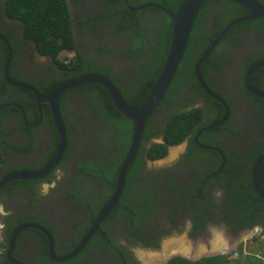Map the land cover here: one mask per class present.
I'll return each instance as SVG.
<instances>
[{"label": "trees", "instance_id": "1", "mask_svg": "<svg viewBox=\"0 0 264 264\" xmlns=\"http://www.w3.org/2000/svg\"><path fill=\"white\" fill-rule=\"evenodd\" d=\"M87 1L88 0H6L5 3L0 6V17L5 15L12 20L19 22L23 27L25 37L32 40V42L37 45V49L41 54L50 57L55 65L66 68V76L52 80L51 84L49 83L46 86V92L40 90L42 94L50 95L56 86L74 76L100 74L108 78L115 85L123 98L131 106L138 107L148 97L162 70L172 37V22L170 17L164 10L159 9L154 5L169 9L173 13H176L182 0H117L120 4L118 11L114 10V0H103L107 7L104 10L101 9V14L97 16L98 19L95 20L96 24H94L95 31L97 33L101 31L100 23L104 21L105 27L111 32H121V36L125 35L128 42V48L126 45L127 49L124 48L123 50H125V53L129 58L133 59L132 65L136 67L133 69L134 71L127 76V84L123 86L118 83V78H116L114 71L94 62V56L96 58L102 57L100 48L96 43H89L88 47L91 48V53L93 51L92 48H94L95 54H93V56H91V54L88 55L87 52L84 54V52L79 50L80 46H77L76 44L72 28L73 21L69 9L75 5L78 7ZM254 1L264 6V0ZM130 7L142 8L132 14L129 10ZM248 14L249 12L246 8L232 0H209L202 8L194 23L178 72L174 77L171 86L167 90V93H165L163 99L154 110L144 129L143 137L145 141L163 136L165 143L153 144L149 150L143 145L139 147L126 178L124 194L121 200H119L123 208H120L118 212L116 210L111 212L112 214H110L109 219L102 223V231L97 232L92 239H90L88 244H86L84 251L77 258L82 259L85 257L89 248L91 249L94 245L93 242H98L99 247L104 251L115 252L118 256L120 253L118 254L117 248H119L122 252L121 254L124 256L123 253L125 252L123 248L118 246L117 243V238L120 237L126 239V241L131 244H136V241H142L145 248L159 249V241L167 236L168 233L162 237L154 234L153 230H145L146 226H152L149 220L153 218L151 215L154 213L153 211L156 206L155 196L143 194L134 199L132 195L128 196L127 193L129 194L132 192V187L135 181V172L139 173L142 169L140 164L143 163V157L145 154L153 161L165 158L168 153V146H175L184 142L189 135H194L198 132L201 133L203 128L210 127L213 123L224 117L226 113L224 106L204 90L197 77L195 67L202 55L219 34L229 24ZM257 20L264 25V19L258 18ZM253 23L254 21L244 22L231 29L201 66L202 77L207 86L213 92H215V90L212 88L207 78L210 74L209 71L211 67L215 66L220 70L222 69L221 65L226 64V62L219 59L221 50L226 47L230 50L237 48L236 46L240 43L238 35L243 31L248 30ZM261 31L263 32L264 30L262 29ZM1 32L2 31H0V33ZM11 34L12 32L7 36L9 37ZM103 47L104 46H101L102 49ZM113 51L116 52L118 62H120L122 59L120 58L117 46L112 47V52L105 51V54H114ZM262 51H264V49H262ZM2 52L4 56L2 64L4 66L8 59V48L6 45H3ZM65 52L69 53V65L64 62L65 58L62 54ZM260 60H264V54L262 56L251 57L246 68L242 66L244 63H241L240 85L242 87L244 85L243 81L246 71L249 69L250 65ZM187 73L190 75V78L188 79V88L190 90L188 92L186 89L184 92V90L182 91L179 88L180 85L183 84L182 76ZM263 77L264 68L255 72L252 83L255 87L264 91V87L259 84V80ZM10 78L13 77L10 76ZM13 80L19 81L15 78ZM20 82H22V80H20ZM4 86H6V88H2V91H6V94H9L8 89H10L9 87L11 86L9 83H5ZM85 88L90 90V95H99L100 98L98 104L101 105L97 109V114L101 117L100 122L102 124L108 122L113 125L111 138L113 137L117 140L114 144L121 145L120 155L112 158L115 167L113 169L111 168V172L101 174L94 172V174L101 179H103L105 175L110 174V176L104 177L106 179L105 184L109 191L108 196L104 195V201L106 202L112 197L114 185L117 182V177L124 162V157L127 156L129 152L133 138V127L132 123L115 108L110 95L104 87L99 84H91L87 85ZM21 90L27 92L25 89ZM176 92L179 93V95H182L179 102L183 104L176 105L172 102V97L175 96L174 93ZM222 97L224 98L225 96L222 94ZM249 97L259 107L258 113L264 114V100L258 99L252 95H249ZM186 102H191L193 108L190 110L186 109V106H184V103ZM197 102H201L204 105V108L194 107ZM226 103L228 104L230 111L228 119L232 121L236 117L234 105L228 100H226ZM0 104L2 105L5 103ZM24 107L23 109L27 113V117H29L28 112ZM32 107L33 110L37 112V110H35V97H33V95ZM164 108H168V112L164 111ZM60 109L69 140H71V135L69 136L71 131L64 115V107H61V103ZM6 110L7 109L3 110L1 116ZM12 110L19 114L23 124L21 126L24 128V118L21 110L17 108ZM102 111L103 113L101 116L100 113ZM42 112L45 120L47 119V122H49L50 129L56 131L50 108L47 105H44ZM204 116L207 119L206 123H202ZM111 120L116 121L117 125ZM229 120L217 128L204 130L199 137V142L202 144H209L204 141L203 138L208 139L209 141H213L214 139L217 140L216 135L228 128L232 134H241L242 131L239 127L235 126L232 128L228 126ZM28 121L31 122L32 120L28 118ZM200 124L202 126H200L198 130H195ZM239 126L243 128L242 125ZM115 128L118 129V135H115ZM2 143L7 144V141H2L1 139L0 145H2ZM196 143L197 142L191 138L190 150L192 152L189 155L193 154L195 158L199 156L198 158L200 159L194 163L196 170H191L190 172L186 171L185 173L181 170L185 174V177L190 176L192 181L186 180L181 182L179 181V178L174 179L172 174L167 175L166 172L159 174L166 176L165 180L168 183V186H171L173 191L175 190L173 193L175 204L171 206V213L169 214H172L173 212L186 213V211H191V214L188 216L192 219L194 224V229L192 231L193 236L206 230L209 227V222L217 223L219 225L224 224L227 230L231 233L250 231L256 227H260L264 231V201H262L257 194L252 179L255 164L264 156L263 145H258L256 148H252L251 151H238L232 153L233 155L231 156L226 150H222L223 152H220L224 155L222 156L221 154L204 150ZM67 144L69 147V141ZM56 150L57 145L54 151ZM223 157H225V159H223ZM210 158L213 159L212 162L215 166L210 168L206 164L201 165L203 159L209 161ZM224 160L225 165L222 168ZM4 162L3 150L0 149L1 169L3 168ZM182 164H184V162H182ZM99 169L104 171L103 167L94 170ZM259 182L264 191V163L259 169ZM24 183L25 182L23 181L9 183L4 188L9 189L13 187L14 184ZM28 185L31 186V184ZM219 190L222 193L221 197L215 198L214 194ZM74 197L77 196L75 195ZM33 200L34 197H31L30 202L32 203ZM82 202H84L83 199ZM99 210L100 208L98 211ZM215 210H217L218 215L217 213H214ZM98 211L93 210L89 212L85 223L80 229L81 235L72 240L71 246L69 247L70 249L66 252H58L59 256H65L74 251L93 226ZM171 216L172 215L169 217ZM217 216L218 219H216ZM33 218L34 217H21L16 223L7 221V225H15L14 228H17L20 225L27 223L38 224L46 228L53 236L54 241H57L53 230L49 225L44 223V217L40 216L32 220ZM109 221L112 222V225H109ZM114 223L118 224L115 231L111 229ZM174 226L176 227L177 224ZM124 228H127L128 235H126ZM12 231L13 230L9 232L5 240L6 243H0V246L5 250L2 255L5 264H11L6 258V250L11 239ZM24 235H29L37 242V251L41 264H73L77 260L74 259L66 263L52 262L49 258L48 252L49 241L43 232L36 229H27L20 234V237ZM260 237L253 239V246L258 243ZM17 244L18 240L16 242V245ZM55 246H57L56 243ZM243 246L244 245H241L239 248L240 259L237 260L231 259L233 255L207 257L202 258L197 262H191L187 259L178 257L171 260L168 264H261L260 259L255 256L258 251L250 249L252 254L244 255V252H242ZM124 257L125 259L119 258L118 263L113 262L112 264H125V261L130 264L131 260L128 255H125ZM131 264H135V262H132Z\"/></svg>", "mask_w": 264, "mask_h": 264}, {"label": "flooded vegetation", "instance_id": "2", "mask_svg": "<svg viewBox=\"0 0 264 264\" xmlns=\"http://www.w3.org/2000/svg\"><path fill=\"white\" fill-rule=\"evenodd\" d=\"M5 1L6 0H0V6H2ZM119 5L118 1L114 0L113 7L115 11H118ZM106 7L107 5L103 0H88L78 7H76V5L71 7L69 10L73 21V35L77 46L79 45L81 48H79V50L84 52V54L85 52H87L88 55L91 54V56L95 54L94 48H92V53L91 48H88L89 43H96L99 46L102 57L96 58L94 56V62L114 71L116 78H118V83L123 86L127 84V76L131 74L136 67L132 65L133 59L129 58L125 50H123L126 48V45L128 48L125 35L121 36V32H111L105 27L104 21L100 23L101 31L99 33L95 31V20H97V16L101 14V9L104 10ZM131 8L132 7H130L129 10ZM257 19L253 20L254 23L250 25L248 30L238 35L240 43L236 46L237 48L230 50L226 47L221 50L219 59L225 61L226 64L221 65V70L212 66L209 71L210 74L207 77L212 88L215 90L214 93L223 100H228L233 103L236 117L232 121L227 119V121L229 120L228 126L232 128L237 126L241 129L242 133L238 135L232 134L228 128L216 135L217 140L214 139L213 141H209L203 138V140L209 144H202L199 142V137L203 131L201 133L198 132L194 135H189L184 142L175 146H168V153L165 158L153 161L145 154L143 163L140 164L142 169L139 173L135 172L132 192L129 194L127 193V195H132L134 199L143 194L155 196L156 206L153 211L154 213L151 215L153 218L149 220L152 226H146L145 230H153L154 234L162 237L168 233L167 236L159 241L160 250L163 249L164 243H167L169 238H172L171 236H180L181 234L183 235V233L186 234V239L193 240L194 244L211 237L213 234L212 230L215 228L224 231L227 235L232 237V233L225 228L224 224L219 225L213 222H209V227L202 233L193 236L192 231L194 229V224L192 219L188 216L191 214V211H186V213L173 212L169 214L171 213V206L175 204L173 198L175 190L173 191L171 186H168L165 180L166 176L159 174L166 172L167 175L172 174L174 179L179 178L181 182L186 180L192 181V178L190 176L185 177L184 173L186 171L190 172L191 170H196L194 163L200 159L198 158L199 156L195 158L193 154L189 155L192 152L190 150L191 138L197 142L196 144L200 148L201 146L213 148L204 150L212 151L217 154H221L220 152H223L222 150H226L230 156L233 155L232 153L238 151H251L252 148H256L258 145H263L264 147V114L258 113L259 107L249 97V95L253 96V94L248 91L245 84L246 74L250 67L263 60L250 65L244 76L243 87L240 85L241 67L244 66L246 68L251 57L262 56L264 54V51H262V49H264V31H261L262 29L264 30V25ZM10 28H12V34L8 37L7 35L10 34ZM16 28L12 19L5 15L0 17V31H2L0 33V62L4 59L2 52L3 45L7 46L8 40L10 46H13L14 49L13 60L9 68V74L12 75L13 78L9 76V78H7L4 75L3 67L0 65V103H5L2 105L0 104V141L1 139L2 141H7V144L2 143V145H0V149L3 150V160L5 161L3 163V168L0 170V182L8 174L16 172H39L43 170L55 156L60 143L57 129L56 131L50 129L49 122H47V119L45 120L42 114L43 112L40 113L35 94L30 89L11 87L8 89L9 95H6V91H2V88H6L4 84L8 82L10 85L11 83H17L21 84V86H31L39 92L40 90L46 92V86L49 83L51 84L52 80L66 76L65 67L55 65L50 57L41 54L37 49V45L32 42V40L24 37L22 32L18 33ZM101 46H104L103 49ZM114 46H117L119 50V55L122 59L120 62H118L115 51H113L114 54H105V51L112 52V47ZM69 62L70 61L67 63L68 65ZM242 62L244 64L241 66ZM180 65L181 63L178 69ZM14 78L19 81H14ZM189 78V73L182 76L183 84L180 85V90H184L185 92L187 89L189 92ZM20 80H22V82H20ZM259 84L264 87V77L259 80ZM253 86L255 87V85ZM85 87H87V85L68 90L61 97L60 103L61 107H64V115L71 131L69 134V136L71 135V140H69L67 132L69 147L67 144L65 153L59 163L48 174L41 178L27 181L22 180L25 182L24 184H14L13 187L9 189L4 188L9 183L0 188V241L2 243H6L5 240L11 230H13V234V232L19 228H14L15 225L8 226L7 221L16 223L21 217H34L32 219L34 220L36 217L41 216L44 217V223L49 225L55 233L57 239V241H55L57 244L56 252H66L70 249L69 247L71 246L72 240L81 235L80 229L85 223L89 212L93 210L98 211L100 208L98 211L99 214L102 208L109 202L104 201V195H109V191L105 184L106 179L104 177L110 176V174L105 175L103 179H101L96 176L94 172L100 174L111 172L115 167L112 158L120 155L121 145L114 144L117 140L113 137L111 138L113 125L108 122L105 124L100 122L101 117L97 114V109L101 105L98 104L99 95H90V90ZM255 88L258 89L257 87ZM21 89H25L27 92ZM260 91L264 92L263 90ZM174 94L175 96L172 97V102L176 105L183 104L179 102L182 95H179L177 92ZM222 94L225 96L224 98ZM32 95L35 97V110H37V112H35L32 107ZM43 106L44 105H42L41 110ZM184 106H186L185 108L188 110L193 108L191 102L184 103ZM23 107L27 110L29 117H27V113L24 111ZM194 107L204 108V105L201 102H197ZM14 108L22 109L21 113L23 118V112H25L26 119L24 118V128L21 126L23 124L19 114L12 110ZM5 109L7 110L1 116V113ZM167 110L168 108H164V111L168 112ZM102 113L103 111L100 113L101 116ZM28 118L32 121L29 122ZM111 121L116 124V121ZM206 121L207 119L204 116L202 123H206ZM239 125H242L243 128ZM200 126L202 125L200 124L195 130H198ZM114 132L115 135H118V129L115 128ZM163 143H165L164 137L159 136L145 141L143 146L149 150L153 144ZM56 145L57 150L54 151ZM171 147L173 148L170 151ZM177 147L180 149L176 153L174 160H170L169 162L165 161V159L174 152L173 149ZM221 155L224 156L223 154ZM126 157L127 156L124 157V160ZM223 159H225V157ZM212 161L213 159L211 158L209 161L203 159L201 165L206 164L212 168L215 166ZM182 162H184V164H182ZM99 167H103L104 171L101 169L94 170ZM181 170H183L184 173ZM128 173L129 170L127 175ZM19 181L10 183H18ZM28 184H31V186ZM115 187L116 184L114 185L113 194ZM124 190L119 200H121ZM221 194L219 190L214 194V197L220 198ZM75 195L77 197H74ZM31 197H34L32 203L30 202ZM82 199L84 202H82ZM120 208H123V206L120 204V201H118L117 206L112 212L115 210L118 212ZM214 213H217V210H215ZM170 215L172 216L169 217ZM216 219H218V216ZM175 224H177L176 227L174 226ZM109 225H112V222L109 221ZM117 226L118 224L114 223L111 229L115 231ZM124 231L126 235H128L127 228H124ZM17 239L18 244L15 245L14 257L25 264H41L37 251V242L29 235L20 237L19 234ZM117 239L118 246L123 248L125 252L123 253L124 256L128 255L131 263L146 264V261H149L150 264H161L162 261L158 260V258L144 259V257L137 254V249L143 251H156L152 248H145L142 241H136V244H131L124 238L120 237ZM178 242L179 244L177 245L172 244L164 248L161 254L164 260L173 252V254L177 252L180 256L184 257L191 251L187 243ZM93 244L92 248H89L86 256L82 259L77 258L84 251L83 249V251L74 258L77 260L73 264H112L113 262L118 263L119 258L125 259L119 248H117L118 254L120 253L118 256L115 252L104 251L99 247L98 242H93ZM181 247L184 249L187 248L190 251L185 253ZM211 247L212 251H223V249L220 251L215 249L216 246L213 247V244H211ZM166 249L167 251H165ZM4 252V249H0V264H5V260L2 256ZM173 259H175L174 256L168 259V262ZM125 264H128L127 261H125Z\"/></svg>", "mask_w": 264, "mask_h": 264}, {"label": "water", "instance_id": "3", "mask_svg": "<svg viewBox=\"0 0 264 264\" xmlns=\"http://www.w3.org/2000/svg\"><path fill=\"white\" fill-rule=\"evenodd\" d=\"M208 1L209 0H183L176 13H173L169 9H164L157 5H154L158 7L159 9L164 10L165 13L170 17V20L172 22V37H171V43H170L169 51L167 54V58L158 76V79L155 82L146 100L138 107L131 106L123 98V96L121 95L119 90L114 86V84L108 78L100 74H87V75L77 76L72 79H69L61 83L60 85H58L54 89V91L48 96L39 94L38 91L31 86H21V84L12 83L15 87H19V88L22 87V88L30 89L35 94L36 102L40 109V113L42 112L41 110L42 105H47L50 108L53 121H54V124L56 126V129L59 135L60 143H59V147H58V150L55 156L52 158V160L47 164V166L43 170L39 172H16V173L8 174L0 182V188L13 181H19V180L27 181V180L41 178L45 176L46 174H48L59 163V161L61 160V158L63 157L65 153L67 141H68L67 130L65 128V124L62 118V112L60 109V100L63 94L68 90L78 88L81 86H85V85H89V84H99L102 87H104V89L110 95L115 108L118 111H120L122 115L132 123L133 138L131 141V145H130V149L127 154V157L125 158L121 166V169L119 171L115 191H114L112 198L99 212L98 216L95 219L92 229L83 238V240L76 247V249L66 256H59L56 252L54 238L51 235V233L41 225L27 223V224L21 225L18 229H16L11 236L10 244L7 250V258L11 264H25L22 261L17 260L13 256L16 240L19 234L23 230L36 229V230L43 232L46 235L49 241V258L52 262H55V263H65L67 261H70L76 258L83 251L88 241L97 232H101L100 225L104 220L108 219L112 210L117 206L119 198L121 194L123 193V190L126 184L127 172L135 158V155L139 147L143 145V143L145 142L144 137H143L144 129L150 117L152 116L154 110L156 109L158 104L161 102L169 86L171 85L175 77V74L177 72L178 66L183 59L194 23L199 13L201 12L202 8L205 6V4ZM232 1L246 8L249 14L229 24L219 34V36L214 40V42L210 45V47L205 51V53L202 55L201 59L198 61L195 67L197 77L200 83L202 84L203 88L205 89V91L211 97L219 101L224 106L225 111H226L224 117L221 120L212 124L210 127H207L206 129L217 128L218 126L223 124L229 117V107L222 98L216 95L207 86L201 74V66L203 65L204 61L208 58V56L211 54V52L215 49V47L218 45V43L235 26L241 23H244V22L255 20L256 18L264 19V7L261 4L257 3L256 1L254 0H232ZM146 6H150V5H146ZM140 8L142 7L131 8L130 12L134 13ZM10 63H11V52H9V57H8L6 67H5L6 76L8 73ZM263 68H264V60L254 64L248 70L246 74V79H245V84H246V88L248 89V91L260 99H264V92L256 89L253 86L251 81H252V77L254 73ZM23 115H24V118L26 119L25 112H23ZM172 148L173 147L170 148V151L172 150ZM201 148L213 149L207 146H201ZM263 163H264V156L257 161V163L254 166L253 173H252L254 188L262 201H264V191L262 190L260 182H259V169ZM224 165H225V161L222 164V168ZM208 250L209 251L208 252L206 251L205 255L214 254L208 257H213V256H216L217 254H224V252L212 251L210 246L208 247ZM172 255L175 256V254L172 253L170 257H172Z\"/></svg>", "mask_w": 264, "mask_h": 264}, {"label": "crops", "instance_id": "4", "mask_svg": "<svg viewBox=\"0 0 264 264\" xmlns=\"http://www.w3.org/2000/svg\"><path fill=\"white\" fill-rule=\"evenodd\" d=\"M216 234L217 235H215V236H213V234H212L211 237L206 238V240H204V241L203 240L199 241L198 243L194 244L193 247L195 246V248H197L196 250H198L200 248L201 249L204 248L208 252L209 251L208 247L210 246V248H211V243H214V240L217 239V241L223 240L225 242L226 246H225L224 253H232L235 250H239L241 245H244L243 249H242V252H244V255H251L252 251H250V249L257 250L258 252H257V255H255V256H257L260 259L261 264H264V231L262 233V236L259 238L258 243L255 244V246H253L252 243H245V241H244V238L248 236V231H245V232L243 231V232H239V233H232L231 234L232 237L227 235V234H221V232L216 233ZM187 243H188V246L191 248L192 243H194V242L189 240ZM159 259L163 260V255H160V257H158V260ZM200 259L201 258H198V260H193V261L197 262Z\"/></svg>", "mask_w": 264, "mask_h": 264}, {"label": "clouds", "instance_id": "5", "mask_svg": "<svg viewBox=\"0 0 264 264\" xmlns=\"http://www.w3.org/2000/svg\"><path fill=\"white\" fill-rule=\"evenodd\" d=\"M183 1V0H182ZM181 5V4H180ZM264 7V6H263ZM136 12V11H135ZM134 12V13H135ZM134 13H132V14H134ZM2 16H4V15H2ZM1 16V17H2ZM8 17V16H7ZM11 19V18H10ZM257 19V18H256ZM263 19V18H262ZM14 21V24L16 25V30L18 31V33L19 32H22L23 33V27L21 26V24L19 23V22H17V21H15V20H13ZM253 21V20H252ZM250 22V21H249ZM11 29L12 28H10L9 29V31L11 32ZM192 32V31H191ZM9 41V40H8ZM7 41V48H8V57H9V52H11V63H12V60H13V46L11 47L10 46V44H9V42ZM66 54H68V56H69V53H67V52H65ZM65 53H63L62 55L64 56V54ZM7 57V58H8ZM65 58V64H67L68 63V61H70V59H68V61L66 60V57H64ZM8 60V59H7ZM7 60H6V63H7ZM72 60V59H71ZM6 63H5V65L3 66V64H2V62H0V65L3 67V72H4V75L6 76V73H5V67H6ZM11 63H10V66H11ZM70 64V63H69ZM10 66H9V68H10ZM10 76H12V75H10L9 74V69H8V73H7V78H9ZM8 83V82H7ZM63 83V82H62ZM10 85V84H9ZM60 85V84H59ZM11 87H13V88H19V87H15L12 83H11V85H10ZM11 87H9V88H11ZM37 90V89H36ZM38 91V90H37ZM38 93L39 94H41L39 91H38ZM208 94V93H207ZM216 94V93H215ZM6 95H9V94H6ZM42 95V94H41ZM217 95V94H216ZM12 96V95H11ZM46 96H48V95H46ZM254 96V95H253ZM13 97V96H12ZM256 97V96H255ZM213 98V97H212ZM221 98V97H220ZM258 98V97H257ZM258 99H260V98H258ZM216 100V99H215ZM264 100V99H263ZM217 101V100H216ZM225 102H226V100H224ZM219 102V101H218ZM220 103V102H219ZM227 104V103H226ZM228 105V104H227ZM20 110H22L21 108H19ZM230 112V111H229ZM221 120V119H220ZM227 121V120H226ZM225 121V122H226ZM218 122V121H217ZM224 122V123H225ZM216 123V122H215ZM223 123V124H224ZM214 124V123H213ZM222 125V124H221ZM220 125V126H221ZM219 127V126H218ZM207 128V127H206ZM206 128H204L205 130H208V129H206ZM202 131V130H201ZM204 131V130H203ZM175 149V148H174ZM95 222V221H94ZM20 227V226H19ZM226 228V227H225ZM256 230H258V231H256ZM243 232V231H242ZM245 232V231H244ZM262 233H263V230L260 228V227H256V228H254L253 230H250V231H248V236L247 237H245L244 238V241H245V243H253V239L254 238H257V237H260V236H262ZM21 234V233H20ZM87 235V234H86ZM85 235V236H86ZM46 236V235H45ZM18 240V239H17ZM17 240H16V242H17ZM55 242V241H54ZM183 242H185V243H187L186 242V239H183ZM182 242V243H183ZM0 243H2L1 241H0ZM9 244H10V241H9ZM9 244H8V247H9ZM188 244V243H187ZM16 245V244H15ZM8 247H7V250H8ZM0 249L2 250L3 248L0 246ZM76 249V248H75ZM74 249V250H75ZM7 250H6V258H7ZM160 249H157L156 251H147L146 250V252L147 253H149V254H151V255H154V254H159L160 253ZM234 251V250H233ZM239 251L240 250H235L234 252H232V253H224V254H217L216 256H225V255H233V257H231V259L232 260H237V259H240V255H239ZM49 252V251H48ZM73 252V251H72ZM222 252H224V251H222ZM58 254V253H57ZM70 254V253H69ZM236 254H237V256H236ZM68 255V254H67ZM13 256H14V252H13ZM66 256V255H65ZM171 254L170 255H168V258L166 257V260H162V264H168L169 262H168V259H170L171 257ZM175 256H177V257H175V258H178L180 255H175ZM159 256H156V257H153V256H148L147 255V257H146V259H150V258H153V259H155V258H158ZM173 257V256H172ZM180 258H184V259H187L188 261H191V262H194V261H192L191 259H188V258H186L185 256L184 257H182V256H180ZM201 258V257H200ZM204 258H207V257H204ZM244 258V257H243ZM202 259V258H201ZM7 260H8V258H7ZM73 260V259H72ZM72 260H70V261H72ZM9 261V260H8ZM68 262V261H67ZM66 263V262H65Z\"/></svg>", "mask_w": 264, "mask_h": 264}, {"label": "rangeland", "instance_id": "6", "mask_svg": "<svg viewBox=\"0 0 264 264\" xmlns=\"http://www.w3.org/2000/svg\"><path fill=\"white\" fill-rule=\"evenodd\" d=\"M23 35H24V33H23ZM24 37H25V35H24ZM64 57H66V60L68 61V59H69V57H68V54H64ZM182 148V147H181ZM179 147H177L176 149H173V150H175L174 152H175V154H174V152L172 153L173 155H171L170 154V156H168L166 159H165V161H170V160H174V157H175V155H176V153L179 151ZM167 163V162H166ZM0 170H1V168H0ZM212 232H213V236H215V235H217L216 233H219V232H221V234H226L224 231H222V230H219V229H217V228H215V229H213L212 230ZM230 236V235H229ZM172 238H169V240H168V242L167 243H164V245H163V249L160 251V253L159 254H154V255H151V254H149V253H147L146 251H143V250H140V249H137L136 251H137V254L139 255V256H141V257H144V259H146V257H147V255L150 257V256H153V257H156L157 255L160 257V255L163 253V251H164V248L166 247V246H170V245H172V244H174V245H177V244H179V242L178 241H180V242H183V239H186L187 237H186V234H184L183 233V235L181 234L180 236L178 235V236H171ZM214 240V239H213ZM189 241V239L187 240L186 239V242H188ZM218 241H220V240H218ZM218 241H217V239L216 240H214V243H211V244H213V247H215L216 246V244L218 243ZM192 242H194L193 240H192ZM193 245H194V243H192V246H191V248H189L190 250H191V252H189L188 254H186V258H188V259H191L192 261L193 260H198V258H204V257H208V256H212V255H214V254H211V255H205V253H206V249H204V248H200V249H198V250H196L197 248H195V246L193 247ZM207 245V244H206ZM167 248V247H166ZM176 248H179V247H176ZM199 248V247H198ZM225 249V248H224ZM189 250V251H190ZM211 250H212V247H211ZM219 251V250H218ZM142 254V255H141ZM178 253L176 252V254L175 255H177ZM174 257H177V256H174ZM180 257V256H179ZM167 258H168V256H167ZM144 262H145V260H144ZM149 261H147V263H148ZM150 263V262H149ZM148 263V264H149ZM163 262H161V264H162ZM143 264H145V263H143Z\"/></svg>", "mask_w": 264, "mask_h": 264}, {"label": "bare ground", "instance_id": "7", "mask_svg": "<svg viewBox=\"0 0 264 264\" xmlns=\"http://www.w3.org/2000/svg\"><path fill=\"white\" fill-rule=\"evenodd\" d=\"M173 151H175V150H173ZM174 154H175V152H174ZM172 155V154H171ZM225 242L223 241V240H220V241H218V243L216 244V248L215 249H217V250H224V248H225ZM168 247V246H167ZM172 248V247H171ZM182 249H183V251L185 252V253H187V252H189V250L187 249V248H183V247H181ZM181 248H180V250H181ZM174 250H176V249H174ZM165 251H167V249L165 250ZM169 251V250H168ZM182 251V250H181ZM168 253V252H167ZM172 253V252H171ZM174 253V252H173ZM188 254V253H187ZM142 255V254H141ZM152 259V258H151ZM157 260V259H156ZM159 260H161V259H159ZM152 261V260H151ZM162 261V260H161ZM160 262V261H159ZM158 262V263H159ZM149 263V262H148ZM147 263V261H146V264H148ZM156 263V262H155ZM150 264V263H149Z\"/></svg>", "mask_w": 264, "mask_h": 264}, {"label": "built area", "instance_id": "8", "mask_svg": "<svg viewBox=\"0 0 264 264\" xmlns=\"http://www.w3.org/2000/svg\"><path fill=\"white\" fill-rule=\"evenodd\" d=\"M256 231H258V230H256ZM236 256H237V254H236Z\"/></svg>", "mask_w": 264, "mask_h": 264}]
</instances>
